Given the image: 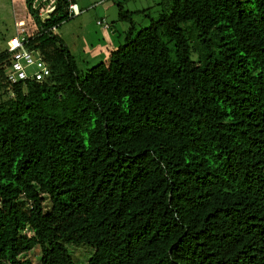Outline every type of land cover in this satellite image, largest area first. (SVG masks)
<instances>
[{
	"label": "trees",
	"instance_id": "trees-1",
	"mask_svg": "<svg viewBox=\"0 0 264 264\" xmlns=\"http://www.w3.org/2000/svg\"><path fill=\"white\" fill-rule=\"evenodd\" d=\"M26 2L50 76L10 84L0 53V263L264 264V0H171L137 32L118 5L122 43L81 73L64 1Z\"/></svg>",
	"mask_w": 264,
	"mask_h": 264
},
{
	"label": "rangeland",
	"instance_id": "rangeland-1",
	"mask_svg": "<svg viewBox=\"0 0 264 264\" xmlns=\"http://www.w3.org/2000/svg\"><path fill=\"white\" fill-rule=\"evenodd\" d=\"M5 1L9 7H3L0 9V53L5 47L4 40L9 39L14 34H16L13 18V13H16V11L11 8V4L16 2V18H18L16 26L18 30L17 32H20L19 34L30 36L36 31L35 21L33 17H31L24 0ZM55 1L56 0H42L41 2H38L39 4H37L35 7L38 11H40L41 7H49ZM78 1L79 0H77V3ZM83 1L90 2L92 6L88 9L86 8V10H82V13L79 16L62 22L59 26L52 30L54 35L66 43L80 73L85 72L87 69L95 66L98 63L108 62V51H110L113 46V48H116L115 46H117L119 41L122 43L124 34L121 31V28H119L120 31L118 30L119 34L111 36V31L113 30L112 26L115 24H117L118 27L124 26L128 28L130 26V24L127 22L117 20L118 5H120L125 12H134L132 15V20L134 22L135 32H137L141 28L149 25V18L154 20L158 19L159 15L164 9H169L171 2V0H103L104 3L108 1L113 4V6L109 9V12L103 15L101 10L102 6L98 3L99 0ZM161 2L163 4H160ZM47 15V13H43L42 18L46 19V17H48ZM98 17L104 18L102 20H104V22L110 26L111 31H108L109 29L104 30L101 26L96 25L95 20ZM20 21L21 23H19ZM82 24L89 26L88 31L90 32V36L85 34L83 35V33L80 31ZM28 36H26V38ZM26 38L23 37L21 39ZM15 41V39L11 40L10 45L12 47L15 46ZM114 41L116 42V45L115 43L113 44ZM194 45L196 48H199L197 41H195ZM81 47H87V49L82 51ZM197 52H200V49L195 51L193 56L194 58L197 57ZM42 197L45 200L43 204L44 209H50L51 204L48 197L45 194H42ZM25 233L28 235L31 234L29 230H26ZM69 250L76 264H86L94 252V248L88 246H69ZM40 257L41 249L39 246H36L30 252L21 255L20 259H30L34 264H37ZM0 264L7 263L1 262Z\"/></svg>",
	"mask_w": 264,
	"mask_h": 264
},
{
	"label": "built area",
	"instance_id": "built-area-1",
	"mask_svg": "<svg viewBox=\"0 0 264 264\" xmlns=\"http://www.w3.org/2000/svg\"><path fill=\"white\" fill-rule=\"evenodd\" d=\"M69 19L77 17L80 11L77 7V0H63ZM52 11V10H51ZM50 11V12H51ZM41 22H45L40 18ZM98 25L108 28L104 21H98ZM16 40V45H10L11 40L7 41V50L10 53L11 62L6 70L5 77L8 83L16 84L27 79L42 82L50 76V69L44 62L39 52L25 48L26 39Z\"/></svg>",
	"mask_w": 264,
	"mask_h": 264
},
{
	"label": "crops",
	"instance_id": "crops-1",
	"mask_svg": "<svg viewBox=\"0 0 264 264\" xmlns=\"http://www.w3.org/2000/svg\"><path fill=\"white\" fill-rule=\"evenodd\" d=\"M35 1V2H34ZM42 1V0H41ZM41 1H39V0H32V9L36 12V13H38V17L39 18H42V14L43 13H47L48 15V18H49V15L53 12V10H54V8H55V5H56V2L58 1V0H56L54 3H52V5H50L49 7H44V8H40L41 10L40 11H38L37 9H36V5L37 4H39L38 2H41ZM47 1H49V0H47ZM90 1V0H89ZM24 3H26V5H27V9H28V11L30 10L29 9V7H28V4H27V2H26V0H24ZM34 3V4H33ZM47 3H49V2H47ZM77 3V2H76ZM98 3L102 6V14L103 15H105L106 13H108L109 12V9L113 6V4L112 3H110V2H108V1H106L105 3L103 2V0H99L98 1ZM97 3V4H98ZM14 4H15V7H14ZM14 4H11L10 6H11V8L12 9H14V11H16V13H17V10H16V2L14 3ZM96 4V3H95ZM94 4V5H95ZM47 5V4H46ZM44 6V5H43ZM92 5H91V3L90 2H88V1H83V0H79L78 1V3H77V7H78V9H79V11H80V14L82 13V10H86V8L88 9V8H90ZM3 7H9V5L7 4V2L5 1V0H0V9L1 8H3ZM52 10V11H51ZM51 11V12H50ZM15 12L13 13V18H14V28H15V33L16 34H14L11 38H9V39H6V40H4V44H5V47H4V49L2 50V51H4V50H6L7 49V45H6V43H7V41H9V40H11V39H14V38H18V39H21V38H23V37H25L26 38V36H28V35H25V34H19L20 32H17L18 30H17V20H18V18H16V14ZM29 13H30V11H29ZM79 14V15H80ZM78 15V16H79ZM32 17V16H31ZM47 17H46V19H43V20H47L48 19ZM102 19H104L103 17H98V18H96V20H95V23H96V25L97 26H100V25H98L97 24V22L98 21H104V20H102ZM118 20V19H117ZM19 23H21V21L19 22ZM104 30H107V29H109L108 31H111V29H110V26H108V28H104L103 26H101ZM88 28H89V26L88 25H85V24H82L81 25V27H80V31L83 33V35L85 34V35H89L90 36V32L88 31ZM112 28H113V30L111 31V36H115L116 34H119L118 33V30H119V28H121V31L123 32V34L128 30V28L127 27H118V25L117 24H115L114 26H112ZM120 31V30H119ZM23 33V32H22ZM120 38V37H119ZM27 39V38H26ZM63 39V38H62ZM117 41H119V40H117ZM115 43V45H116V42L114 41L113 42V44ZM121 43V41H119L118 42V44H117V46L119 45ZM66 44V43H65ZM15 45H16V41H15ZM117 46H115V47H117ZM114 47V46H113ZM111 48V50H113V49H115V48ZM69 49V48H68ZM84 49H87V47L85 48V47H81V50L83 51ZM110 50V51H111ZM70 51V50H69ZM110 51H108V52H110Z\"/></svg>",
	"mask_w": 264,
	"mask_h": 264
}]
</instances>
